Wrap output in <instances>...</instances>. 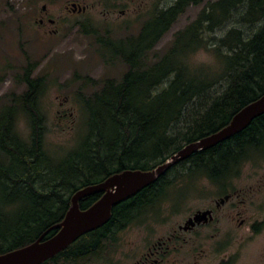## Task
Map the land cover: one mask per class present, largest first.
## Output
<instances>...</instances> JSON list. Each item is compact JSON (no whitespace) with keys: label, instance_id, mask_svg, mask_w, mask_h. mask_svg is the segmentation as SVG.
Segmentation results:
<instances>
[{"label":"trees","instance_id":"16d2710c","mask_svg":"<svg viewBox=\"0 0 264 264\" xmlns=\"http://www.w3.org/2000/svg\"><path fill=\"white\" fill-rule=\"evenodd\" d=\"M202 2L174 0L153 10L135 35L97 37L126 69L119 81L105 79L85 99L84 149L69 152L63 161L42 147L44 118L35 104L41 78L31 76L34 64L23 67L26 91L14 102L28 114L27 141L13 130L14 108L0 110V186L11 197L0 213V254L34 241L60 222L80 187L124 169L146 170L163 163L185 144L226 125L241 107L264 93V0L206 2L165 51L150 60L155 44L177 17ZM201 48L215 56L218 67L188 63V55ZM262 159L264 113L242 131L173 165L156 182L114 206L107 223L41 264H80L90 255L99 257L117 232L154 212L179 181L205 176L219 187L217 194H224L247 161ZM100 195L80 198L79 207L87 208ZM15 210L9 222L6 215Z\"/></svg>","mask_w":264,"mask_h":264},{"label":"rangeland","instance_id":"374dc122","mask_svg":"<svg viewBox=\"0 0 264 264\" xmlns=\"http://www.w3.org/2000/svg\"><path fill=\"white\" fill-rule=\"evenodd\" d=\"M173 1L0 0V110L13 107L16 111L15 133L23 141L29 138L28 114L14 100L26 91L22 72L30 62L34 64L31 76L41 78L35 104L44 118V151L59 162L69 152H82L85 99L105 79L119 81L126 69L97 37L116 40L135 35L153 10ZM208 1L188 6L177 17L155 44L150 60L165 51L174 34ZM71 3L86 8L78 11ZM187 61L194 67H218L215 56L205 48L188 55ZM232 180L228 192L238 195L221 206L217 220L187 233L188 241L176 243L161 264H264V159L247 161ZM218 190L201 175L179 181L163 195L154 212L117 232L101 256L90 255L80 264H137L151 242L177 231L178 224L195 210L213 207ZM4 193L0 186V213L11 199ZM16 211L6 212L9 222Z\"/></svg>","mask_w":264,"mask_h":264},{"label":"water","instance_id":"95a60500","mask_svg":"<svg viewBox=\"0 0 264 264\" xmlns=\"http://www.w3.org/2000/svg\"><path fill=\"white\" fill-rule=\"evenodd\" d=\"M71 5L78 11L86 8L76 3H71ZM263 113L264 93L241 107L226 125L183 146L163 163L146 170L124 169L109 175L100 182L80 187L70 197L71 204L60 222L49 227L34 241L1 253L0 264H41L63 250L82 234L107 223L114 206L136 194L142 188L156 182L173 165L187 159L196 151L211 148L233 134L242 131L255 117ZM96 193H101V195L95 202L84 209L79 207L78 200L80 198ZM228 197L229 195H225L220 198V202L223 203ZM209 212V210L195 212L193 217L186 221L184 228L199 222L201 219H206ZM53 228L57 229L56 232L46 237L47 232Z\"/></svg>","mask_w":264,"mask_h":264},{"label":"flooded vegetation","instance_id":"af4514ba","mask_svg":"<svg viewBox=\"0 0 264 264\" xmlns=\"http://www.w3.org/2000/svg\"><path fill=\"white\" fill-rule=\"evenodd\" d=\"M74 10V9H73ZM42 22V19L39 20ZM204 137V136H203ZM200 139V138H199ZM187 145V144H185ZM184 145V146H185ZM189 158V157H188ZM187 158V159H188ZM161 164V163H160ZM225 195H229L228 199L225 200L223 203L220 202V198L224 197ZM233 195H238L237 191L233 192H227L224 194H218V197L214 199V206L212 207H206L204 209H197L192 214L188 215L183 224H178V230H174L173 232L169 233L166 238H158L157 240L151 242L144 252L141 259H139L136 263L137 264H161L164 261V256L170 252L173 248H176V243L179 245L181 241H188L187 236L184 237L187 233L194 232L198 229V227H202L204 225H207L211 222H214L217 220V211L221 208V206L227 202ZM209 210V214H207L206 219H201L199 222H195L192 225H188V227H185L186 221L193 217L195 212L197 211H204ZM242 223V221L240 222ZM42 234V233H41ZM40 234V235H41ZM199 233H195V236H198ZM212 236V235H211ZM194 241V240H193ZM224 264V263H221Z\"/></svg>","mask_w":264,"mask_h":264},{"label":"bare ground","instance_id":"6f19581e","mask_svg":"<svg viewBox=\"0 0 264 264\" xmlns=\"http://www.w3.org/2000/svg\"><path fill=\"white\" fill-rule=\"evenodd\" d=\"M47 233H49V232H47Z\"/></svg>","mask_w":264,"mask_h":264}]
</instances>
